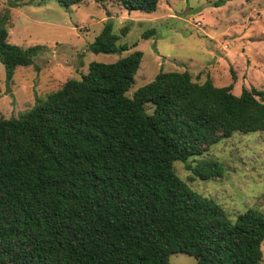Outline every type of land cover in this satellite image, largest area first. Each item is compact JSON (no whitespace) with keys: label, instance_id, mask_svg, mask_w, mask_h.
Returning <instances> with one entry per match:
<instances>
[{"label":"trees","instance_id":"trees-1","mask_svg":"<svg viewBox=\"0 0 264 264\" xmlns=\"http://www.w3.org/2000/svg\"><path fill=\"white\" fill-rule=\"evenodd\" d=\"M55 1L68 8L86 0ZM119 3L151 14L158 0ZM8 22L5 10L6 85L44 50L8 43ZM119 40L108 21L87 50L121 53ZM141 59L134 51L90 63L79 80L20 117L0 119V264H170L175 253L195 264H263L264 213L248 209L232 222L192 191L173 163L200 180L221 178L217 163L187 161L234 133L264 132V92L237 96L210 79L198 84L187 72L160 71L128 97Z\"/></svg>","mask_w":264,"mask_h":264},{"label":"rangeland","instance_id":"rangeland-1","mask_svg":"<svg viewBox=\"0 0 264 264\" xmlns=\"http://www.w3.org/2000/svg\"><path fill=\"white\" fill-rule=\"evenodd\" d=\"M5 10L8 43L44 50L31 65L16 68L8 85L0 63V119L20 117L66 81L79 80L90 63H113L134 51L142 52V59L128 97L160 71L187 72L198 84L210 79L216 87L231 86L237 96L243 89L264 92V0H158L151 14L126 11L119 0H86L68 8L55 0H0V16ZM108 21L126 50L88 51ZM187 163L222 167L221 178L200 180L182 162L173 163L175 174L232 222L248 209L264 213V132L234 133ZM261 251L264 264V242ZM169 262L195 264L182 253L172 254Z\"/></svg>","mask_w":264,"mask_h":264}]
</instances>
